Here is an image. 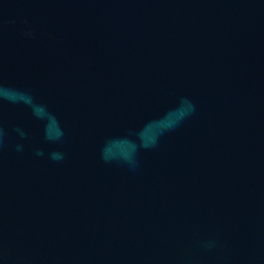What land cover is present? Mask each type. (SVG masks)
<instances>
[{
  "label": "water",
  "instance_id": "water-1",
  "mask_svg": "<svg viewBox=\"0 0 264 264\" xmlns=\"http://www.w3.org/2000/svg\"><path fill=\"white\" fill-rule=\"evenodd\" d=\"M0 264H264V0H0Z\"/></svg>",
  "mask_w": 264,
  "mask_h": 264
}]
</instances>
